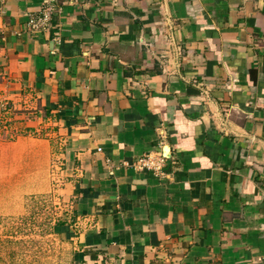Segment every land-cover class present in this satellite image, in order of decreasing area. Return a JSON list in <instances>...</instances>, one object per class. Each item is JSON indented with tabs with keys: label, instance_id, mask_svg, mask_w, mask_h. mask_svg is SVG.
Masks as SVG:
<instances>
[{
	"label": "crops",
	"instance_id": "1",
	"mask_svg": "<svg viewBox=\"0 0 264 264\" xmlns=\"http://www.w3.org/2000/svg\"><path fill=\"white\" fill-rule=\"evenodd\" d=\"M44 1L0 0L39 124L0 145V193L52 192L66 264H264V0H52L32 32Z\"/></svg>",
	"mask_w": 264,
	"mask_h": 264
},
{
	"label": "rangeland",
	"instance_id": "2",
	"mask_svg": "<svg viewBox=\"0 0 264 264\" xmlns=\"http://www.w3.org/2000/svg\"><path fill=\"white\" fill-rule=\"evenodd\" d=\"M4 82L2 72L0 145L8 144L27 130L39 126L35 123V114L12 106L9 93L3 87ZM17 179L22 181L20 177ZM11 191V188H3L0 193V264H66L71 247L53 232L61 207L55 202L52 192L50 196L27 197L20 191L12 195ZM14 199L18 202L15 205H19L17 210L8 205Z\"/></svg>",
	"mask_w": 264,
	"mask_h": 264
},
{
	"label": "built area",
	"instance_id": "3",
	"mask_svg": "<svg viewBox=\"0 0 264 264\" xmlns=\"http://www.w3.org/2000/svg\"><path fill=\"white\" fill-rule=\"evenodd\" d=\"M52 2V0H45L38 12V15H32L28 18L27 24L30 31L37 32L47 28L48 24L50 23L51 15L55 10V6ZM138 163L139 165L149 167L152 164L151 161H149L148 155L140 158Z\"/></svg>",
	"mask_w": 264,
	"mask_h": 264
}]
</instances>
